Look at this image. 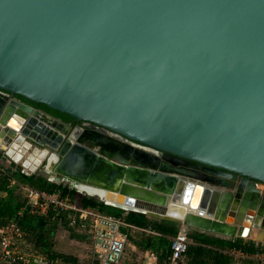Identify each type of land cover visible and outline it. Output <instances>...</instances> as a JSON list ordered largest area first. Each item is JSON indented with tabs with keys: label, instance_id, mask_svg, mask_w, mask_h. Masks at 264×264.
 Wrapping results in <instances>:
<instances>
[{
	"label": "water",
	"instance_id": "1",
	"mask_svg": "<svg viewBox=\"0 0 264 264\" xmlns=\"http://www.w3.org/2000/svg\"><path fill=\"white\" fill-rule=\"evenodd\" d=\"M0 151L108 205L264 241V0H0Z\"/></svg>",
	"mask_w": 264,
	"mask_h": 264
},
{
	"label": "trees",
	"instance_id": "2",
	"mask_svg": "<svg viewBox=\"0 0 264 264\" xmlns=\"http://www.w3.org/2000/svg\"><path fill=\"white\" fill-rule=\"evenodd\" d=\"M15 97L46 110L63 121L76 122L70 115L53 110L45 104L31 102L19 95H15ZM2 156L3 153L0 151V158ZM12 164L15 165L13 162ZM13 175L19 181L37 189L49 193L69 194L73 201L84 208L124 218L128 223L138 228L129 230V242L143 251H150L156 257L157 264H169V257L172 254V239L182 229L180 222L156 218L146 213L127 211L108 205L98 196L79 192L67 182L60 184L51 182L45 175L40 173L28 175L21 168H18ZM10 178V175L0 173V226L11 221H17L20 227L27 232L29 241L37 250L46 254L49 258L59 260L61 264H79L77 256L66 254L59 247L60 244H63V241H69V238L73 236L78 238L77 235H81L68 226V213L51 208L46 215L33 214L26 207V201L21 193L17 191V188L9 186ZM22 209L23 211L20 213ZM147 229L158 233V235L152 234ZM187 234L193 242L189 245L187 251V264H237L234 256L229 253L232 248H238L249 253L264 252V244L253 239L242 237L223 238L214 233L192 227L187 229ZM77 243L87 245L88 241H77ZM240 264L264 263L250 258L242 259Z\"/></svg>",
	"mask_w": 264,
	"mask_h": 264
},
{
	"label": "built area",
	"instance_id": "3",
	"mask_svg": "<svg viewBox=\"0 0 264 264\" xmlns=\"http://www.w3.org/2000/svg\"><path fill=\"white\" fill-rule=\"evenodd\" d=\"M17 169L9 158H0V173L11 176L9 186L17 188L26 201V207L33 214L46 215L51 208L67 212L68 226L79 233H88L91 238V264H121L129 244L128 232L130 229H138L135 225L120 216L84 208L73 201L69 194L49 193L23 183L13 175ZM147 231L152 232L150 229ZM172 240L169 264H187V251L192 244L187 229L182 227ZM229 253L234 256L237 264L242 259L250 258L264 263L262 251L249 253L232 248ZM0 264H60V261L37 250L29 241L27 232L17 221H11L0 226Z\"/></svg>",
	"mask_w": 264,
	"mask_h": 264
},
{
	"label": "rangeland",
	"instance_id": "4",
	"mask_svg": "<svg viewBox=\"0 0 264 264\" xmlns=\"http://www.w3.org/2000/svg\"><path fill=\"white\" fill-rule=\"evenodd\" d=\"M81 235H77L76 237L69 238V241H63V244H60V250L66 254H72L74 256H77L79 258V264H91V255H90V249H91V238L88 235V233L84 232L80 233ZM84 238L82 239V237ZM77 241H88V244L79 245ZM134 250L132 245L130 244L125 252L124 258L121 262V264H129L130 260L134 258L133 256ZM61 264V263H60Z\"/></svg>",
	"mask_w": 264,
	"mask_h": 264
},
{
	"label": "crops",
	"instance_id": "5",
	"mask_svg": "<svg viewBox=\"0 0 264 264\" xmlns=\"http://www.w3.org/2000/svg\"><path fill=\"white\" fill-rule=\"evenodd\" d=\"M152 234L158 235V233H152ZM256 234H257V231L252 230L250 235L248 237H246V239H253L257 242H261L264 244V241H258L256 239ZM216 235L223 237V238L225 237V236L220 235V234H216ZM130 244L131 243L129 242L128 246ZM131 245H132L133 250H134V253H133L134 258H132V260H130L129 264H157L156 257L150 251H143V250L139 249L137 246H135L133 244H131ZM128 246H127V248H128Z\"/></svg>",
	"mask_w": 264,
	"mask_h": 264
},
{
	"label": "flooded vegetation",
	"instance_id": "6",
	"mask_svg": "<svg viewBox=\"0 0 264 264\" xmlns=\"http://www.w3.org/2000/svg\"><path fill=\"white\" fill-rule=\"evenodd\" d=\"M10 97H13V95H10ZM64 122L70 125L72 129L79 125H82L80 122H74V121H64ZM107 134L112 135L110 132L109 133L107 132Z\"/></svg>",
	"mask_w": 264,
	"mask_h": 264
},
{
	"label": "bare ground",
	"instance_id": "7",
	"mask_svg": "<svg viewBox=\"0 0 264 264\" xmlns=\"http://www.w3.org/2000/svg\"><path fill=\"white\" fill-rule=\"evenodd\" d=\"M88 190L92 191V188H87Z\"/></svg>",
	"mask_w": 264,
	"mask_h": 264
}]
</instances>
